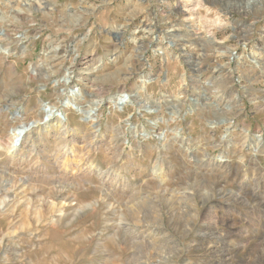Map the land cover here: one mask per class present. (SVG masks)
Returning a JSON list of instances; mask_svg holds the SVG:
<instances>
[{"label":"rangeland","instance_id":"1","mask_svg":"<svg viewBox=\"0 0 264 264\" xmlns=\"http://www.w3.org/2000/svg\"><path fill=\"white\" fill-rule=\"evenodd\" d=\"M192 2L0 0V264H264V0Z\"/></svg>","mask_w":264,"mask_h":264},{"label":"bare ground","instance_id":"2","mask_svg":"<svg viewBox=\"0 0 264 264\" xmlns=\"http://www.w3.org/2000/svg\"><path fill=\"white\" fill-rule=\"evenodd\" d=\"M190 4V3H189ZM186 8L184 9V14L185 15H188V16H193V15H198V8L199 7H203V0H193L192 4L189 5V7L185 6ZM198 7V8H197ZM234 9V8H233ZM202 18V17H201ZM190 19H196L198 20L199 18L198 17H194L193 18H190ZM203 19V18H202ZM200 20V19H199ZM198 20V21H199ZM205 21V20H204ZM210 21V20H209ZM215 22V20H214ZM213 23V22H212ZM220 23V22H218ZM206 26L208 25V22H205ZM221 25V24H219ZM218 28V27H217ZM209 29V28H208ZM205 30V28H204ZM207 30V29H206ZM210 31V30H209ZM205 32V31H204ZM209 33V32H208ZM206 33V34H208ZM211 34V33H210ZM63 45V44H62ZM61 47V46H60ZM65 46L63 45L61 47V51L57 54L56 58H59V57H62L61 55L65 52ZM94 55V54H93ZM55 60V58L53 59ZM54 62V61H52ZM88 64V63H87ZM61 71V70H60ZM57 72H59V70H57ZM96 78V77H95ZM93 81V80H92ZM91 81V82H92ZM101 86V85H100ZM103 87V86H102ZM101 89V88H100ZM107 90V89H106ZM104 92V91H103ZM103 94V93H102ZM81 95L82 93H76L74 95V93H72L71 95H69V102L66 103L67 104V107L69 106L70 108L74 109L75 111L77 110L79 113L81 114H86L88 115L90 118H92L93 116L92 115V112H94L95 110H97V108L100 106V104H93V103H90V105L88 106V108H84L83 107V102H81ZM98 95V94H97ZM8 97V96H7ZM12 97V96H11ZM83 97V96H82ZM128 94H126L125 92H120V93H117L116 95L112 96L110 99L112 101V103L116 106H120V105H123L124 103H126L125 99L128 98ZM123 108V107H122ZM57 111L58 109H56L55 107H51L49 108V116H54V118L58 121V125L61 126L63 125L64 121H62L59 116L57 115ZM59 113V112H58ZM95 118V117H94ZM37 122V121H36ZM39 123V122H37ZM36 124V123H35ZM37 125V124H36ZM29 127V126H28ZM22 129L20 131H18L17 133H14L13 134V142L14 144H16L18 141H19V138H20V135L22 133L25 132V129L24 127H21ZM57 128V127H56ZM60 129V128H59ZM169 129V128H168ZM167 129V130H168ZM27 130V129H26ZM169 131V130H168ZM59 132V131H58ZM166 132V131H165ZM2 134V132H1ZM9 134V133H8ZM7 135V134H6ZM164 136L165 134H159V136ZM159 136H156V137H159ZM166 136V135H165ZM162 138V137H161ZM160 139V138H159ZM7 141V140H6ZM11 141V140H10ZM117 142V141H116ZM4 143V141H3ZM63 143V142H62ZM93 144V143H92ZM5 147V146H4ZM2 147V148H4ZM92 148V147H91ZM10 152V151H9ZM14 154V153H13ZM87 154V153H86ZM5 177V175H4ZM14 177V176H13ZM10 180V179H9ZM4 181V180H2ZM4 183V182H2ZM187 187V186H186ZM62 188V187H61ZM1 189V188H0ZM22 189V188H21ZM58 189V188H57ZM18 190H19V186H18ZM25 190V189H24ZM52 190V189H51ZM64 190V189H63ZM3 191V190H2ZM15 191V190H14ZM57 191V190H55ZM13 192V191H12ZM59 192V190H58ZM57 192V193H58ZM64 191H62V194H63ZM18 194V193H16ZM61 194V195H62ZM19 195V194H18ZM12 196V195H11ZM17 196V195H16ZM20 196V195H19ZM56 196V195H55ZM60 196V195H59ZM63 196V195H62ZM8 197V196H7ZM23 197V196H22ZM67 197V196H66ZM139 197V196H138ZM141 197V196H140ZM53 198H55L53 196V192H50V194L47 196V198H44V201L47 206H42L44 208H40V209H37L35 208L33 210V213L35 214V218L37 220V222L39 224H42V223H45V222H51L53 221V219H57L61 216V213L65 210V208L68 206L66 205V203H59V204H55V203H49V200H52ZM58 198V197H57ZM17 199V198H15ZM61 199V198H60ZM59 199V200H60ZM137 199V198H136ZM141 199V198H140ZM143 199V198H142ZM148 199V198H147ZM13 200V199H12ZM35 200V199H34ZM28 200L25 199V200H22L20 198V200L18 199V203H17V206L15 207V209H13L11 211V209H9V205L7 206V204L5 205V208L6 206L8 207V213L10 214H13L15 211H19L20 208H22V213H25L24 211L26 210V202ZM53 202V201H52ZM83 203V202H82ZM53 207L54 209L56 208V210L52 211L53 210ZM4 209V208H3ZM45 211H46V214H45ZM51 212V213H49ZM64 213V212H63ZM131 218H132V222H134L135 226L137 227H140V228H143L145 232H149V235H152V234H156V235H162L163 234V229L161 228V226L157 223V222H152L150 221L151 217L149 216V214L147 213H144V212H141V211H134L131 213ZM14 220V219H13ZM36 222V223H37ZM49 222V223H50ZM59 224V223H58ZM45 225V224H44ZM38 226V225H37ZM39 227V226H38ZM195 227V226H194ZM202 231V230H201ZM217 237V236H216ZM201 238V237H200ZM150 249H147L148 251H144V253H142V256L139 254H134L133 255V258L131 259V262L127 263V264H171L173 263L170 258L168 259H162L161 255L164 253V250L161 249L163 247H161V245H157L156 246H150L149 247ZM178 248V247H177ZM196 249V248H195ZM173 251V250H171ZM167 253V252H166ZM169 253V252H168ZM171 253V252H170ZM168 254V256H170L171 254ZM165 255V254H164ZM166 258V257H165ZM181 260V259H180ZM183 261V259H182ZM186 263V262H185ZM188 264V262L186 263Z\"/></svg>","mask_w":264,"mask_h":264}]
</instances>
